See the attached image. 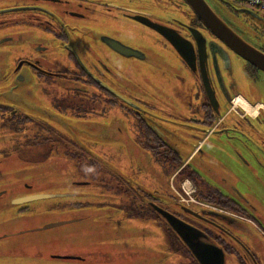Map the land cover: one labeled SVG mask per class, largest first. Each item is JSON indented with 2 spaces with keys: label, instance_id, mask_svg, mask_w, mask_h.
Instances as JSON below:
<instances>
[{
  "label": "flooded vegetation",
  "instance_id": "1",
  "mask_svg": "<svg viewBox=\"0 0 264 264\" xmlns=\"http://www.w3.org/2000/svg\"><path fill=\"white\" fill-rule=\"evenodd\" d=\"M248 7L226 10L247 23L264 22L258 9ZM257 26L250 41L264 52V24ZM13 39L27 47L0 77V159L17 158L24 173L41 166L50 174L31 179L26 173L31 182L0 183V264H119L120 255L103 249L72 250L66 237L40 240L34 234L45 230L26 217L66 208V201L89 203L90 194H82L90 183H74L71 171L88 180L104 151H90L93 137L83 124L76 132L74 122L110 113L128 119L138 144L162 168L160 183L154 173L161 194L153 191L137 202L128 184L117 187L130 204L118 199L124 213L113 217L151 223L149 230L161 234L153 249L163 253L156 264H168L170 250L179 264H202L195 254L208 264H264V74L215 37L184 0H0V59L8 57L3 47ZM152 49L171 61L183 98L151 104L117 85L113 69L121 67L114 62L144 61ZM29 75L35 84L25 82ZM238 98L257 107L256 114L236 105ZM178 137L196 140L185 159L169 144ZM198 152L210 155V176L191 167ZM182 172L191 176L194 195L181 201L174 195L171 209L166 182L182 190ZM42 201L56 204L34 206Z\"/></svg>",
  "mask_w": 264,
  "mask_h": 264
},
{
  "label": "rangeland",
  "instance_id": "2",
  "mask_svg": "<svg viewBox=\"0 0 264 264\" xmlns=\"http://www.w3.org/2000/svg\"><path fill=\"white\" fill-rule=\"evenodd\" d=\"M208 1L219 9L223 17L226 18L228 16L232 20V24L241 29L246 37L253 41L256 40L257 33L255 28L258 27L257 25L264 24V22L252 18L253 20L247 23L243 19L240 20V18L232 16L226 10L228 6L232 5L245 9L244 7L247 6L244 3L237 2L236 0ZM258 12L260 16L264 17L263 10L258 9ZM24 34L27 35V32H24ZM42 36V41L45 44L51 43L50 37ZM120 37L122 40L127 38L124 35ZM26 47V42L18 39H13L8 45L3 47L9 53L6 59H0V77L7 73L13 56L15 57L24 52V48ZM151 51L152 54L147 52L148 57L144 61L136 59L116 60L114 65L121 67V69H113L117 85L121 87L125 84V87L128 89L126 90L127 94L151 104L158 103L164 98L166 101L172 102L175 100L174 97H178V94L183 98L185 89L181 88V85L177 81L178 73L174 71L172 65L169 63L171 61L168 59L169 62H165V59H162L164 53L162 54L159 49H152ZM151 55L157 56L159 60L150 61L149 57ZM25 82L35 84L36 80L33 76L29 75L26 77ZM143 110L147 109L143 108ZM165 111H168L167 108H165ZM81 124L85 128L84 131L88 132V136L93 137L88 139L87 145L89 150L94 153L101 150L104 151V154L100 155L99 159L95 158L98 165L93 167L95 169L93 176L89 177L88 180L77 172L71 171V178L74 183L80 180L90 183L88 187H85V192L88 190V193L82 194L83 198L89 197L90 194L89 203L82 202L81 206L83 207H80L76 205L77 202L75 200H73V205H70L72 202L66 201L69 204L66 208L52 209L51 211H35L29 214L26 216L28 217V221L40 225H34L37 227V230L42 229L43 225L41 226V224L43 223L67 222L66 225L35 233L34 236L40 240H56L61 236L66 237L67 246L72 250H76L77 248H81L80 250L83 249V251H88V249L96 251L103 249L108 253L120 255L119 264H156V260H160L159 254L163 253H161L160 248L157 251L153 249L155 243L158 246L160 245L161 234L149 230L151 223H144L141 220L133 219L124 222L122 220L119 221L117 218L113 219V217L124 213L120 206L117 205L118 199L122 200L121 204L123 205L130 204L128 196L118 195L116 190L117 187L125 185L124 183L128 184L134 191L137 202L140 199H145L146 194L153 191L161 194V188L155 186L156 180L154 177V173H156L158 183H160L161 165L138 144L134 136V130L129 126L128 119L122 116L116 118V116L110 113L103 116V119L94 117L87 120V122H74L76 132H81ZM102 135L104 139H97L98 136L102 137ZM182 140L178 137L170 141L169 144L178 151L182 159H185L191 153L196 140L190 142ZM208 147L209 145L207 144L203 148L204 151L208 152ZM191 159L190 165L194 170H197L204 177L207 174L210 176L211 157L208 153H195ZM0 162V169L3 171V173L0 171V183L31 182V180L25 178L26 173L32 175L31 179L35 177L41 179L48 178L50 174L49 171L42 170L41 166L27 168L24 173L19 167L18 162L20 161L17 158L0 159ZM48 166L52 167V164H48ZM212 166L214 167L213 163ZM215 174H220V172L216 170ZM165 188V199L171 209H175L173 205L175 196L180 201L181 197H184L186 200L188 199L181 189L173 190L169 188L168 181ZM186 188L189 195L193 196L194 187L192 182L190 184L187 183ZM75 189L76 187L73 186L72 190L74 191ZM75 197L74 195L71 199ZM50 203L53 202L42 201L35 203L34 206L42 207ZM55 204L53 203L52 205ZM61 243L62 241H57V246H63ZM168 264H179V256L176 253L173 254L171 250L168 254Z\"/></svg>",
  "mask_w": 264,
  "mask_h": 264
},
{
  "label": "water",
  "instance_id": "3",
  "mask_svg": "<svg viewBox=\"0 0 264 264\" xmlns=\"http://www.w3.org/2000/svg\"><path fill=\"white\" fill-rule=\"evenodd\" d=\"M184 1L192 9L199 21L215 37L221 40L233 53L255 67L258 72L264 74V52L256 47L248 37H246L244 34L243 36L239 31H237L232 26V24L228 23V21L214 9V6L208 0ZM172 43L177 47L178 41L172 40ZM127 51L129 52L130 56L136 55L135 51H131L130 49H127ZM64 223L65 222H57L49 224L44 226L42 230H48ZM195 255L202 264H208L205 260L200 258L199 254ZM218 264H223V259H220Z\"/></svg>",
  "mask_w": 264,
  "mask_h": 264
},
{
  "label": "built area",
  "instance_id": "4",
  "mask_svg": "<svg viewBox=\"0 0 264 264\" xmlns=\"http://www.w3.org/2000/svg\"><path fill=\"white\" fill-rule=\"evenodd\" d=\"M236 1L244 3V4L251 6V7L261 9L264 11V0H236ZM187 183L190 184V182H188V181H185L182 184V189H183L184 193L189 196V192L187 191V188H186ZM181 199H184V197H181Z\"/></svg>",
  "mask_w": 264,
  "mask_h": 264
},
{
  "label": "bare ground",
  "instance_id": "5",
  "mask_svg": "<svg viewBox=\"0 0 264 264\" xmlns=\"http://www.w3.org/2000/svg\"><path fill=\"white\" fill-rule=\"evenodd\" d=\"M234 103L236 105H241L242 107H244L248 113H250L251 115H255L257 112V107H249L245 104V102L243 100H241L240 98H238L236 101H234Z\"/></svg>",
  "mask_w": 264,
  "mask_h": 264
},
{
  "label": "trees",
  "instance_id": "6",
  "mask_svg": "<svg viewBox=\"0 0 264 264\" xmlns=\"http://www.w3.org/2000/svg\"><path fill=\"white\" fill-rule=\"evenodd\" d=\"M191 178L190 175L186 174L185 172H182L179 178V181H183L184 179Z\"/></svg>",
  "mask_w": 264,
  "mask_h": 264
}]
</instances>
